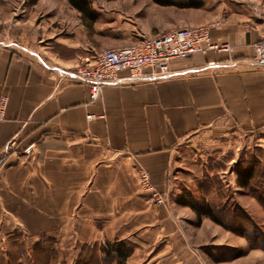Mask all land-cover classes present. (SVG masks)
I'll use <instances>...</instances> for the list:
<instances>
[{
    "label": "crops",
    "instance_id": "crops-1",
    "mask_svg": "<svg viewBox=\"0 0 264 264\" xmlns=\"http://www.w3.org/2000/svg\"><path fill=\"white\" fill-rule=\"evenodd\" d=\"M201 1L199 9L171 7L182 16L177 26L209 27L210 40L228 44L230 53L174 63L158 81L122 74L93 103L88 86L73 77L86 47L60 34H38L35 41L25 32L13 36L11 21L0 19V97L7 100L0 122V242L15 215L35 237L50 223H63L78 229L52 226L57 238L124 242L132 248L125 264L260 260L250 253L220 261L216 244L206 243L218 227L206 235L181 220L178 226L162 207L145 210L136 195V163L161 192L179 147L190 139L231 129L264 134V64L252 50L264 25V0ZM79 247L83 260L87 247ZM4 255L0 264H15ZM90 258L81 264H97Z\"/></svg>",
    "mask_w": 264,
    "mask_h": 264
},
{
    "label": "rangeland",
    "instance_id": "rangeland-1",
    "mask_svg": "<svg viewBox=\"0 0 264 264\" xmlns=\"http://www.w3.org/2000/svg\"><path fill=\"white\" fill-rule=\"evenodd\" d=\"M86 1L96 15L95 22L88 17L81 18L68 0H0V19L7 17L11 21L15 31L13 36L25 32L29 40L35 41L38 34L45 39L60 34L62 38L86 47L87 57L77 65L92 61L103 49L131 45L144 37L182 28L177 26L182 18L178 10L157 5L152 0ZM5 111L6 106L3 117ZM4 120L5 117L0 122ZM176 157L166 177V188L161 192L153 184L149 171L136 163V195L146 204L143 208L162 207L170 221L180 226L181 220L192 230L206 235H212L218 227L220 234L207 238L206 243L216 244L215 253L222 262L244 259L251 253L253 257H261L254 259V264H264V241L260 239L264 236V134L237 129L214 135L205 133L183 143ZM2 163L3 160L0 167ZM244 164H254L255 176L245 188H240L236 184L235 171L238 165ZM205 205L212 208L221 222L234 227L237 232L206 217L198 223L191 206ZM188 217L193 218L186 222ZM204 220L210 224L202 228ZM144 225L145 229L150 226L149 223ZM52 226H59L62 232L78 229V225L66 227L63 223H50L43 230V236L35 237L36 232L14 215L11 232L0 242V257L7 253L15 264L25 261L31 264H81L91 256L97 264H120L114 252L120 241L57 238L54 233L60 231H53ZM163 230H166L164 226ZM241 230L245 235L239 234ZM83 244L87 254L84 253L82 260L78 254L79 246ZM211 244L207 248H211Z\"/></svg>",
    "mask_w": 264,
    "mask_h": 264
},
{
    "label": "built area",
    "instance_id": "built-area-1",
    "mask_svg": "<svg viewBox=\"0 0 264 264\" xmlns=\"http://www.w3.org/2000/svg\"><path fill=\"white\" fill-rule=\"evenodd\" d=\"M209 27H182L171 29L159 35L144 37L131 45L103 49L92 61H86L73 69V77L89 88L88 99L95 102L104 85H113L123 80L158 81L172 73V65L207 52L230 53L226 43L210 40ZM258 63L264 64V25L260 39L252 45ZM214 63H208L213 66ZM6 98L0 97V121L6 106Z\"/></svg>",
    "mask_w": 264,
    "mask_h": 264
},
{
    "label": "trees",
    "instance_id": "trees-1",
    "mask_svg": "<svg viewBox=\"0 0 264 264\" xmlns=\"http://www.w3.org/2000/svg\"><path fill=\"white\" fill-rule=\"evenodd\" d=\"M152 2L160 6L187 9H199L203 6V2L201 0H152ZM68 3L80 14L81 18L88 17L91 22H95L96 15L90 11L88 2L86 0H68ZM235 175L237 186L240 188H245L254 179V164L238 165L235 171ZM191 209L195 212L198 223L200 222L202 217H206L217 225H220L230 231L237 232L234 227L231 228L229 227V225H226L221 222V220L217 217L216 213L212 210L210 206L205 205L200 208L191 206ZM238 232L241 235H245L242 230ZM260 237V239L264 241V236L261 235ZM131 250L132 248L130 245L124 242L117 243L114 250L117 256V261L120 262V264H125V260L128 258L129 254L131 253ZM23 264L31 263L29 261H25Z\"/></svg>",
    "mask_w": 264,
    "mask_h": 264
}]
</instances>
